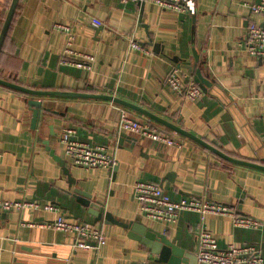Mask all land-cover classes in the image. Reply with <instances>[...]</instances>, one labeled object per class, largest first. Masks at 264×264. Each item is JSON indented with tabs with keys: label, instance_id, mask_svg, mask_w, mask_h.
Masks as SVG:
<instances>
[{
	"label": "crops",
	"instance_id": "crops-1",
	"mask_svg": "<svg viewBox=\"0 0 264 264\" xmlns=\"http://www.w3.org/2000/svg\"><path fill=\"white\" fill-rule=\"evenodd\" d=\"M191 1L184 0L187 5ZM254 1L193 0V19L192 12L179 15L152 3L142 9L121 0H21L0 55V77L37 90L114 95L230 156L264 165V60L240 47L249 24L263 20L250 10ZM11 3L0 0V33ZM57 24L71 27L77 53L95 56L93 71L62 63L68 38ZM130 39L150 54L132 49ZM186 63L196 65L209 84L200 100L185 99L167 84L172 70ZM30 99L0 85V200L54 203L70 221L103 227L107 243L99 252L73 251L72 234L23 225L54 221L56 214L2 212L0 264H161L131 237V230L114 223L95 224L78 203L76 189L102 204L116 220L162 232L186 251L196 250L198 231L205 227L221 249L256 245L264 256L263 171L229 163L155 121L182 145L170 147L133 133L123 138L117 125L124 106L110 101L37 97L43 106L35 124ZM67 129L81 142L101 144L116 153L115 171L72 165L61 142ZM48 147L66 161L75 183ZM139 181L161 184L174 200L208 197L230 205L261 226L236 228L231 217L209 214L202 220L193 212L182 213L176 224L148 220L140 215L134 196Z\"/></svg>",
	"mask_w": 264,
	"mask_h": 264
},
{
	"label": "built area",
	"instance_id": "built-area-1",
	"mask_svg": "<svg viewBox=\"0 0 264 264\" xmlns=\"http://www.w3.org/2000/svg\"><path fill=\"white\" fill-rule=\"evenodd\" d=\"M125 5L135 3H152L160 9L171 11L179 15H190L191 10L184 0H121ZM252 14L261 17V22H251L247 28L245 37L240 42V47L252 56L264 60V0H255L250 5ZM56 28L67 35V43L64 50V65L73 66L85 71H93L96 58L94 55L77 53L73 46L75 36L71 27L57 24ZM130 46L139 52L150 54L149 49L142 47L137 41L130 39ZM167 84L178 94L190 101L203 98L204 91L195 81L194 76L184 72L181 67H175L167 79ZM117 130L118 133H133L140 138L161 142L170 147L181 146L175 137L160 130L154 122L145 117L132 115L124 107L120 108ZM72 129L64 131L61 142L64 145L65 154L71 160L72 165L84 169L103 168L111 173L115 171L119 160L116 153H112L101 144H88L77 140ZM134 196L138 202L140 215L148 220L162 224H176L184 212H193L204 220L206 215L228 216L232 218L236 228L257 230L261 222L253 217L240 215L230 205L218 203L205 198H181L174 200L168 195L161 184L150 181H139L134 186ZM45 211L57 215L54 221L43 223L24 222V226L53 229L70 233L75 241L73 251L78 249L93 250L99 252L107 243V236L103 227H97L89 222H73L62 214L61 207L54 203L42 204L35 200L23 198L9 201L0 200V213L12 211ZM197 259L199 264H264V256L256 245L236 247L231 245L227 249H221L217 238L205 227L198 231ZM127 264H156L150 261L129 262Z\"/></svg>",
	"mask_w": 264,
	"mask_h": 264
},
{
	"label": "water",
	"instance_id": "water-1",
	"mask_svg": "<svg viewBox=\"0 0 264 264\" xmlns=\"http://www.w3.org/2000/svg\"><path fill=\"white\" fill-rule=\"evenodd\" d=\"M21 0H12V3L10 5V9L7 15V18L5 20L3 29L0 33V55L3 50L4 43L6 41V38L8 36L10 27L12 25L14 16L16 14L18 5ZM146 3H142V9H144ZM191 12L194 14L193 19H195V13H196V7L193 0L188 5ZM158 47V46H157ZM200 57L198 54H196V62H199ZM179 67H183L188 69V71L194 76L195 81L200 85V87L206 92V85H209L207 82V79H204L201 72L196 68V65H193L191 63H186L185 65H179ZM0 85L7 87L9 89L24 93L28 96H31L32 99H30L28 102L32 106L33 116L34 120L33 122L36 124L40 117V111L43 106L42 100H37L35 98L37 97H73V98H85V99H94V100H104V101H110L116 104H119L121 106L127 107L131 109L134 112L139 113L142 116H145L152 121L157 122L158 124L174 131L178 135L182 137H186L199 145L203 146L205 149L210 151L211 153L217 155L221 159L240 166L256 169L259 171L264 172V165L260 163H256L254 161H248L239 159L233 156H230L220 150L219 148L213 146L212 144L208 143L204 139L194 135L193 133L183 129L182 127L176 125L175 123H172L162 117H159L155 113L151 112L150 110L134 104L130 103L126 100H123L119 97H116L114 95L110 94H98V93H83V92H75V91H51V90H37L25 87L23 85H19L17 83H14L12 81H8L6 79H3L0 77ZM122 137H126L125 133H122ZM123 138L120 140V143H122ZM48 150L51 152L52 157L60 163L61 167L63 168V173L70 178L71 183H75V180L72 178V175L70 173V169L66 166V161L62 159L60 156L56 155L55 151L48 147ZM80 194L84 195V197H81ZM75 195L77 198L78 203H80L82 206H84L88 210V214L94 217V223H114L116 225H119L123 227L124 229L131 230V237L135 240L139 241L144 247L148 249V252L152 254L153 256L157 257V262L161 264H199L197 259V253L199 251V247L196 248L195 251L189 252L185 249L178 247L168 237L163 234L162 232L156 231L152 228H147L145 226H139L137 224L133 223H123L118 220H116L110 212H107L105 210V207L97 203L95 201H92L90 197L87 194L82 193V191L77 190L75 191ZM133 233V235H132Z\"/></svg>",
	"mask_w": 264,
	"mask_h": 264
},
{
	"label": "trees",
	"instance_id": "trees-1",
	"mask_svg": "<svg viewBox=\"0 0 264 264\" xmlns=\"http://www.w3.org/2000/svg\"><path fill=\"white\" fill-rule=\"evenodd\" d=\"M71 161V160H70ZM72 164V163H71Z\"/></svg>",
	"mask_w": 264,
	"mask_h": 264
}]
</instances>
